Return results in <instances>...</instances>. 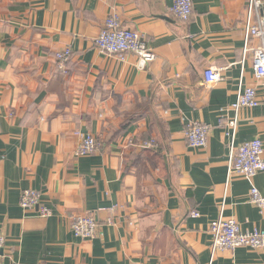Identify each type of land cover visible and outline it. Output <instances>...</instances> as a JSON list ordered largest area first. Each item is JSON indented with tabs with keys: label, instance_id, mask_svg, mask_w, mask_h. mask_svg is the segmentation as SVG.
<instances>
[{
	"label": "crops",
	"instance_id": "1",
	"mask_svg": "<svg viewBox=\"0 0 264 264\" xmlns=\"http://www.w3.org/2000/svg\"><path fill=\"white\" fill-rule=\"evenodd\" d=\"M193 1L184 23L174 0H0V264H264V247L213 254L210 232L221 218L264 232L250 201L264 172L228 180L229 107L241 86L264 101L260 41L245 40L248 0ZM113 12L146 35L147 70L97 49ZM196 121L210 126L205 148L187 144ZM86 136L100 147L77 154ZM257 138L264 108L241 110L235 147ZM30 189L52 216L21 207ZM77 215L97 221L94 239L73 233Z\"/></svg>",
	"mask_w": 264,
	"mask_h": 264
},
{
	"label": "built area",
	"instance_id": "2",
	"mask_svg": "<svg viewBox=\"0 0 264 264\" xmlns=\"http://www.w3.org/2000/svg\"><path fill=\"white\" fill-rule=\"evenodd\" d=\"M172 15L181 22H188L194 13L193 0H174L171 8ZM251 39L260 41V46L254 52L253 70L255 79L264 88V0H248L247 23L245 27V40L248 43ZM97 49L104 54L114 56L120 61H125L131 55L137 58V67L141 70L156 62L157 54L149 45L146 35L127 29L123 26L120 15L113 12L106 19L100 35L95 41ZM56 59L67 62L72 56V51L66 49L57 53ZM208 82H216L221 79V71L208 70L205 73ZM264 108V101H261L256 87H243L237 93V101L229 108L233 111L234 117L228 122V135L231 138L230 159L228 164V180L233 175H243L247 178H254L264 172V145L260 139H254L235 147L233 140L239 127V113L249 108ZM210 126L192 122L187 124L185 137L189 147L201 149L208 144ZM153 146L154 142L148 143ZM100 144L93 136H86L80 143L77 154L88 155L98 151ZM250 201L264 216V195L253 187L250 193ZM20 205L25 209L38 208L42 218L52 216V211L40 204V193L35 190L23 191L20 196ZM198 217V213L194 214ZM72 231L76 237L81 239H94L98 234L99 225L97 221L86 215H77L72 218ZM210 232L213 236V254L219 250L234 251L239 247H251L261 249L264 247V232L259 229L244 231L237 221L233 219H219L211 224ZM6 245L4 235L0 233V257Z\"/></svg>",
	"mask_w": 264,
	"mask_h": 264
}]
</instances>
